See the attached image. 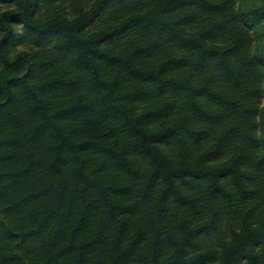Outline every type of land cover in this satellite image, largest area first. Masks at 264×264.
<instances>
[{
	"label": "clouds",
	"instance_id": "9594fccd",
	"mask_svg": "<svg viewBox=\"0 0 264 264\" xmlns=\"http://www.w3.org/2000/svg\"><path fill=\"white\" fill-rule=\"evenodd\" d=\"M0 264H264V0H0Z\"/></svg>",
	"mask_w": 264,
	"mask_h": 264
}]
</instances>
